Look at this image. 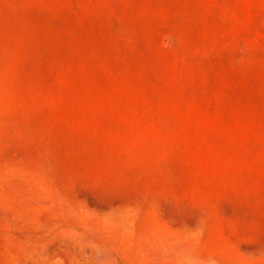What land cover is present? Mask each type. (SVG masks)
<instances>
[{
    "label": "rangeland",
    "instance_id": "1",
    "mask_svg": "<svg viewBox=\"0 0 264 264\" xmlns=\"http://www.w3.org/2000/svg\"><path fill=\"white\" fill-rule=\"evenodd\" d=\"M59 250L264 264V0H0V264Z\"/></svg>",
    "mask_w": 264,
    "mask_h": 264
},
{
    "label": "bare ground",
    "instance_id": "2",
    "mask_svg": "<svg viewBox=\"0 0 264 264\" xmlns=\"http://www.w3.org/2000/svg\"><path fill=\"white\" fill-rule=\"evenodd\" d=\"M86 254V253H85ZM80 257L77 260L78 264H87V262H84V258ZM98 258V255H97ZM56 259L60 261V264H69L70 260L66 257V255L59 252H42L38 253L34 258H32V261L30 264H56Z\"/></svg>",
    "mask_w": 264,
    "mask_h": 264
}]
</instances>
